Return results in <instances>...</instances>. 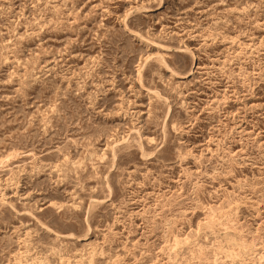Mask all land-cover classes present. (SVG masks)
<instances>
[{
    "label": "rangeland",
    "instance_id": "obj_1",
    "mask_svg": "<svg viewBox=\"0 0 264 264\" xmlns=\"http://www.w3.org/2000/svg\"><path fill=\"white\" fill-rule=\"evenodd\" d=\"M0 264H264V0H0Z\"/></svg>",
    "mask_w": 264,
    "mask_h": 264
}]
</instances>
